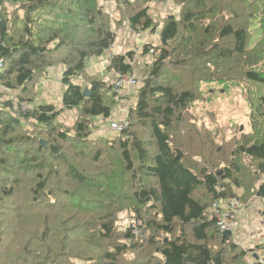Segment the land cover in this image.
<instances>
[{
	"label": "trees",
	"instance_id": "trees-1",
	"mask_svg": "<svg viewBox=\"0 0 264 264\" xmlns=\"http://www.w3.org/2000/svg\"><path fill=\"white\" fill-rule=\"evenodd\" d=\"M156 1L118 0L126 5L121 20L136 36L159 30L149 10ZM178 1L181 16L163 24L160 45L144 44L142 55L151 59L127 127L115 138L93 140L96 119H109L115 104V88L87 69L116 41L103 6L99 0H0V85L32 106L0 105V264L25 256L36 264H65L48 257L60 252L83 264H246V252L220 231L212 207L230 199L248 206L250 197H238L234 168L215 165L226 152L241 153L257 160L264 175V142L234 150L235 140L217 141L196 126L189 109L201 84L211 81L203 78L209 60L217 69L243 62L245 78L264 83V0ZM204 39L210 41L203 52ZM136 60L133 52L114 54L106 71L132 76ZM60 65V109L36 105L40 81ZM252 108L264 119V94ZM65 109L77 112L71 127L59 121ZM127 175L130 192L118 182ZM256 196H264V184ZM126 202L140 227L118 235L114 217ZM32 231L42 241L33 250L23 240ZM77 235L99 251L72 256L68 242ZM50 241L58 247L47 246ZM253 257L264 264L256 252Z\"/></svg>",
	"mask_w": 264,
	"mask_h": 264
},
{
	"label": "rangeland",
	"instance_id": "rangeland-1",
	"mask_svg": "<svg viewBox=\"0 0 264 264\" xmlns=\"http://www.w3.org/2000/svg\"><path fill=\"white\" fill-rule=\"evenodd\" d=\"M99 2L103 6L104 11L108 14L111 20L113 32L116 33V41L112 46V51L115 46L119 47L122 44V34L127 32L129 35L125 44L130 45L131 48L130 50H128V52L123 51L121 52V54H124L125 52H133L134 57L137 59L136 62L138 64H133L134 70L132 73V76L137 79V85L129 89H114L113 93H115V104L113 106V114L109 119H96L91 136V139L93 140L99 138H115L117 135H119V132L112 128V124L123 123L128 120L130 106L134 105L137 102L138 90L142 87L143 79L145 78L147 70L149 68V66L146 65L145 62L151 59V56L142 55V52L144 51V44L151 43L154 46L158 47L161 43L159 39V30L163 27V24H165L167 19L170 17H175L179 19L181 16V11L183 10L182 3L180 4L178 0H158L156 2L151 3L149 9L150 14L153 18L154 25L157 24V29L159 30L156 32H153L151 30L141 32V37L136 38V33L132 31V29L127 23L122 22L121 20L123 8L125 7L126 9L125 4L119 3L118 0H99ZM233 8L235 7L231 6L223 12V14L226 16V19H228L229 12H231ZM215 20L219 24H221L223 18L220 17ZM41 22L44 23V21ZM219 24H216V27H219ZM209 41L210 39H204V41H202L204 42L202 46L203 52L207 50L206 47ZM255 47L256 41L252 43L250 50L255 49ZM133 49L134 51H132ZM254 56L256 57V55ZM126 62L132 63L129 58H127ZM261 64H264V62H262ZM58 68H62V70L64 69V67L61 65L58 66ZM207 68V74L209 75H205L203 76V78L205 79L207 78V76H210L211 81L210 83L201 84L199 89V98L194 104L191 105L189 109V116L192 118L196 126L201 129L206 128L207 130H209L213 136H216L215 138L219 142H222L223 140H235L232 144L234 146V150H236L237 147H240L245 143L264 142V119L260 115L258 116L256 113H254V110L252 108L253 101L258 96L264 94V83L260 84L247 80L244 76V71L246 70V67L243 65V62H234L233 64L222 63L220 69H217L213 66V62L209 60L207 62ZM92 70V68H89L88 72L91 74L90 71ZM97 77L107 82L108 85H112L115 88L114 84L119 80L120 75L116 74L115 76L110 77L108 71H104ZM178 79H180L179 76H177L175 82H178ZM58 81L60 83L61 73L56 78V82ZM58 87H60V85ZM183 87H185V85ZM6 92L7 91L5 90L0 91V105L7 101H11L14 107L13 110H23L19 105L15 104L14 95L10 92ZM3 93H6V96L3 95ZM18 102L23 103L20 100ZM52 105H55L57 110H59V98L58 100H53ZM60 115L61 116L59 117V121L71 127L76 121L77 112L75 110L65 109L62 110V113ZM203 135L208 136L207 134ZM225 155L226 156L223 157L224 163L220 164L219 166H215L218 169H223L225 167L234 168L233 171L235 179L238 180L241 184V189H236L237 193L239 194L238 197H241L246 200L249 198V196H252L254 197V201H259L258 208L257 204H255L256 210H259L260 212L264 210V204L261 200L264 196H256L258 190L260 189L262 184H264V175H261L260 173L257 160L251 159L250 157L247 158L248 156L241 153H233L232 156H230L226 152ZM237 165H239L240 167L238 170H235V166ZM111 173L118 177V175L114 174L113 171ZM122 178L125 180H120L118 178V182H122L125 187L124 190L130 192V187L128 186L130 184V176L127 175L123 176ZM257 198H260V200H258ZM128 204V202L124 203L123 209L114 217L116 228L115 230L116 234L118 235L124 234L126 230H129V228H135V231L136 229L138 231L140 227V223L134 217L130 208H128ZM242 205L243 204H241V209L238 212L239 217L236 221L235 228L233 232L230 231V233L234 239V243L238 245V248L240 249L239 252H246V257L244 258L245 263L256 264L255 258L253 257L255 252L257 253V256H261L260 259L264 261V236H256V226L254 227V225L249 224V220L246 222L245 225L241 226L239 222L240 215L243 213L241 217L247 218L249 216V211L246 213L245 210V208L249 207V205H243V209ZM8 206L11 207L13 205ZM258 220L260 229L264 230V221L262 222L261 218H259ZM252 231L254 234L250 236L249 234ZM34 233V231L29 232L23 239L26 242L24 244H28L31 247V250L36 249L35 245H41L42 243L41 239H35ZM39 235L41 236L40 233ZM54 242L50 241L46 243V245L57 248L59 243L54 245ZM68 243L70 245L75 246V248H72L73 253L71 255L79 258L81 256L84 257V259L89 258L90 256H92V254H94L93 250H98L95 248H91L90 244L95 245L93 241H87V239L80 238L79 235L75 236ZM256 246L260 247L258 248ZM252 248H255L254 251H249ZM100 252L102 253V251ZM57 254L51 253L48 257L51 261L55 259L58 262H62L65 264L84 263V261L80 259H74L73 262L69 261L66 257H63V255L66 253L60 252L59 256ZM18 262L19 263L17 264H36L37 261H32L29 256H25L19 259Z\"/></svg>",
	"mask_w": 264,
	"mask_h": 264
},
{
	"label": "crops",
	"instance_id": "crops-1",
	"mask_svg": "<svg viewBox=\"0 0 264 264\" xmlns=\"http://www.w3.org/2000/svg\"><path fill=\"white\" fill-rule=\"evenodd\" d=\"M128 33H123L122 36V41H121V45L119 47L115 46L113 51L112 49L109 51L114 54H121V52L126 51L128 52V50H130V45H126L125 42L128 39ZM145 40V38H144ZM129 46V47H127ZM134 51V49L132 50ZM108 51L106 53H109ZM125 52V53H126ZM106 53L102 56V57H96L94 59H92L89 63L91 64H87V69L89 70V68H92L93 70L90 71L91 75H99L102 74V72L106 71V66L108 65V60L106 59ZM124 53V54H125ZM105 57V60H104ZM104 60V61H103ZM62 68H58L57 67H51L48 69L49 71V75L42 79L39 83L38 86V92H39V96L37 98V102L36 105H52L53 104V100H60V106L62 104V95H63V91L64 88L62 86V82L59 81L56 82V78L59 76V74L61 73V79H62V73L64 71V69L62 70ZM109 73V72H108ZM110 77L115 76L116 74L113 73H109ZM55 79V81H54ZM60 85V87H58ZM2 89L4 88H0V91H3ZM61 89V90H60ZM7 93V92H6ZM6 93H3V95L6 96ZM60 94V95H58ZM250 197V203H249V207H246V213L249 211V216L246 217H241L242 214L240 215V224L241 226L245 225L246 222L249 220V224L254 225V227L256 226V236L260 237L259 235H263L264 236V230H261L259 227V218L262 219V222L264 221V210H262L261 212L259 210H256V206L255 204H257V208L259 207L258 202L259 201H254L252 196ZM258 200H260V198H257ZM249 218V219H248ZM253 231L249 234L250 236H252Z\"/></svg>",
	"mask_w": 264,
	"mask_h": 264
},
{
	"label": "built area",
	"instance_id": "built-area-1",
	"mask_svg": "<svg viewBox=\"0 0 264 264\" xmlns=\"http://www.w3.org/2000/svg\"><path fill=\"white\" fill-rule=\"evenodd\" d=\"M141 35H142L141 33H138L136 37L140 38ZM151 53H153V51H151ZM113 56H114V53L112 52L106 53V59L108 61H111L113 59ZM4 68H5V62L3 59L0 58V76L4 71ZM136 85H137V79L135 77L124 76V77L119 78V80L115 83V89L117 90L129 89V88L135 87ZM0 88H2L1 85H0ZM2 90L10 92L6 89H2ZM14 98H15V104L21 106L23 110L32 108L31 106L25 103L19 104L16 96H14ZM127 125H128V121L123 122V123H113L112 128L115 129L116 131H123L127 127ZM261 200H262V203L264 204V197ZM241 204L242 203L240 201L234 200V199H231L227 202L214 203L212 207L213 218L215 219L216 225L220 229V231L233 232L235 225H236V221L238 220V217H239L238 212L241 209ZM243 207L244 206L242 205V209Z\"/></svg>",
	"mask_w": 264,
	"mask_h": 264
},
{
	"label": "water",
	"instance_id": "water-1",
	"mask_svg": "<svg viewBox=\"0 0 264 264\" xmlns=\"http://www.w3.org/2000/svg\"><path fill=\"white\" fill-rule=\"evenodd\" d=\"M84 95H85L86 97H88V96L90 95V91H89L88 88H86V89L84 90ZM226 234L231 235L230 232H226Z\"/></svg>",
	"mask_w": 264,
	"mask_h": 264
},
{
	"label": "bare ground",
	"instance_id": "bare-ground-1",
	"mask_svg": "<svg viewBox=\"0 0 264 264\" xmlns=\"http://www.w3.org/2000/svg\"><path fill=\"white\" fill-rule=\"evenodd\" d=\"M2 59V58H1ZM4 60V59H3ZM4 62H5V60H4Z\"/></svg>",
	"mask_w": 264,
	"mask_h": 264
}]
</instances>
